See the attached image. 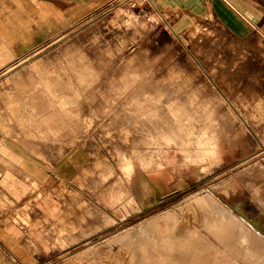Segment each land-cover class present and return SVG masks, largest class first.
Masks as SVG:
<instances>
[{"label":"rangeland","instance_id":"1","mask_svg":"<svg viewBox=\"0 0 264 264\" xmlns=\"http://www.w3.org/2000/svg\"><path fill=\"white\" fill-rule=\"evenodd\" d=\"M218 1L0 0V161L12 160L11 146L41 160L34 146H85L90 156L79 190L54 177L46 191L2 192L3 264H209L198 239L224 245L194 201L205 193L264 237V0H231L242 15L227 21ZM107 91L120 100L114 110L83 115ZM154 111L178 124L177 188L120 221L86 195V181L123 170L138 117ZM141 223L153 225L154 244L119 238ZM163 243L186 250L162 260Z\"/></svg>","mask_w":264,"mask_h":264},{"label":"crops","instance_id":"2","mask_svg":"<svg viewBox=\"0 0 264 264\" xmlns=\"http://www.w3.org/2000/svg\"><path fill=\"white\" fill-rule=\"evenodd\" d=\"M63 1L66 0H49V3L51 6H58L64 4ZM67 1H70L72 6L83 5L81 0ZM162 1V4H168L166 1L170 0ZM196 1L201 3L202 0ZM217 5L219 14L225 21L236 20L234 17H237V14L242 15L235 1L220 0ZM119 102L113 95L109 96L107 91L105 95H98L91 102H84L82 113L91 117H104L111 113ZM141 112L140 114H146ZM151 113L150 117H138L142 125L134 131L133 140L128 145L136 147L127 152L122 150V154H119L122 166L127 169L111 168L110 172L104 171L85 180L86 195L98 200L105 210L120 221L140 214L154 205L156 200L169 195L177 188L178 171L172 159L181 146L179 140L173 136L177 134L178 124L170 121L173 118L161 114V111ZM34 150L41 151L47 160H41L36 154L24 156L19 153V149L11 146L14 156L12 160L8 164L0 161V195L3 192V195L8 193L12 197L16 192L19 193L21 185L28 186L29 189L32 183L40 184L46 191L50 179L54 177L64 184H70L74 190H79L76 178L90 161L85 146H34ZM60 150H64V153L54 159L51 152ZM5 166L10 168L8 173L3 171ZM15 246L16 250L26 255L24 246L20 243L13 247ZM1 259L0 257V264H3Z\"/></svg>","mask_w":264,"mask_h":264},{"label":"bare ground","instance_id":"3","mask_svg":"<svg viewBox=\"0 0 264 264\" xmlns=\"http://www.w3.org/2000/svg\"><path fill=\"white\" fill-rule=\"evenodd\" d=\"M194 198L195 202L203 205V207L209 211L205 213L204 220L207 224L209 222L213 223H210L208 228L213 233L218 232L220 234V236H215L219 240H221L224 245L223 248H218L214 244H212L210 240L207 241L206 237H204L205 239L198 237V240L202 241L201 243H203L204 245L200 255H207L209 264H264V237L252 229L250 223L246 218L238 217L210 193H205L203 195L197 194L196 196H194ZM173 212L174 211L167 212L168 219L170 221L169 223H171L172 219L175 220L177 216V214ZM206 214H208V216H206ZM152 236L153 225H149V223H141L138 224V226L133 231L125 232L122 236H119V238L122 240H129L133 239L134 237H139L138 247L142 248V245L144 246L146 242H151L152 244H154L153 240L150 239V237ZM218 243L219 242H217V245ZM161 246L162 248H171L170 250H167L168 257L162 258V260H168L170 257H172V255H176L180 251L186 250L180 245H169L167 247L166 244L163 243ZM171 246H173L174 248ZM225 247H228L227 250L225 249ZM183 264L194 263L183 262Z\"/></svg>","mask_w":264,"mask_h":264}]
</instances>
